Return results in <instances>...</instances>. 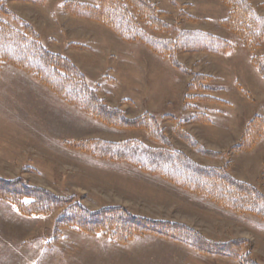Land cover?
<instances>
[{
    "label": "rangeland",
    "instance_id": "1",
    "mask_svg": "<svg viewBox=\"0 0 264 264\" xmlns=\"http://www.w3.org/2000/svg\"><path fill=\"white\" fill-rule=\"evenodd\" d=\"M148 1L171 26L153 36L173 39L181 31H201L224 39L230 48L181 53L180 67H174L142 43L123 41L104 25L62 9L64 2L93 5L97 0L5 1L0 8L10 15L0 12V19L15 29L22 23L30 26L46 50L73 64L105 105L121 111L125 119L153 116L174 149L202 166L227 165L234 179L264 195V136L248 151L229 152L253 117L264 118V80L251 62L264 54V45L250 51L221 24L229 10L220 0ZM252 5L264 17V0ZM195 75L208 80L201 89L189 91ZM197 95L216 101H198ZM177 126L203 150L219 155H199L176 136ZM95 140H133L162 148L144 130L104 125L60 100L31 74L9 65L1 68L0 180H19L91 212L118 207L134 216L188 226L214 242L245 240L242 255L249 253L255 264H264L260 219L225 210L126 163L80 150ZM62 212L55 208L23 216L0 199V264H239L152 235L117 245L102 234L71 228L57 232Z\"/></svg>",
    "mask_w": 264,
    "mask_h": 264
},
{
    "label": "trees",
    "instance_id": "2",
    "mask_svg": "<svg viewBox=\"0 0 264 264\" xmlns=\"http://www.w3.org/2000/svg\"><path fill=\"white\" fill-rule=\"evenodd\" d=\"M5 1L2 0V5ZM41 3L43 0H25ZM172 3L173 1L170 0ZM228 8L222 25L236 35L250 51L264 45V17L252 5L253 0H220ZM65 13L110 29L126 42H139L152 52L179 68L177 56L181 53L208 49L227 51L230 44L219 37L201 31H181L173 39L153 36L165 34L171 26L161 20L162 12L148 0H97L91 4L64 2ZM0 12L7 17L4 7ZM182 17V14H181ZM149 28L153 34L148 33ZM264 80V54L251 59ZM4 65L20 69L34 78L63 102L80 109L92 119L113 128L141 129L162 148H152L133 140L124 142L90 141L81 151L99 159L126 163L138 171L155 176L187 193L200 197L238 215H251L264 222V195L248 183L234 179L224 167H208L190 160L174 149L162 136L153 116L144 114L136 119H125L118 109L110 108L90 87L84 75L66 58L46 50L33 29L21 24L15 29L0 19V70ZM206 76L195 75L188 90L197 91L207 81ZM203 89V88H202ZM194 99L205 102L216 100L202 95ZM199 122L207 123L205 118ZM176 136L199 155L218 156L203 150L179 126ZM264 136V118L255 116L247 124L238 143L230 153L248 151ZM79 145H76L78 148ZM0 199L9 202L23 216H38L55 208L63 209L56 221V231L71 228L79 233L95 236L102 234L117 245H125L136 236L152 235L181 244L196 254L222 256L239 264H255L249 253L242 255L245 240L214 242L188 226L162 220H150L130 214L118 207L91 212L65 198L54 197L45 191L27 187L21 181L0 180Z\"/></svg>",
    "mask_w": 264,
    "mask_h": 264
}]
</instances>
